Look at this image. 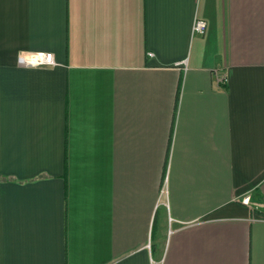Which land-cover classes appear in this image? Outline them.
Listing matches in <instances>:
<instances>
[{
    "label": "crops",
    "instance_id": "1",
    "mask_svg": "<svg viewBox=\"0 0 264 264\" xmlns=\"http://www.w3.org/2000/svg\"><path fill=\"white\" fill-rule=\"evenodd\" d=\"M0 264H264V0H0Z\"/></svg>",
    "mask_w": 264,
    "mask_h": 264
},
{
    "label": "built area",
    "instance_id": "2",
    "mask_svg": "<svg viewBox=\"0 0 264 264\" xmlns=\"http://www.w3.org/2000/svg\"><path fill=\"white\" fill-rule=\"evenodd\" d=\"M206 30V23L203 20L197 19L192 25L193 34H203ZM152 56V53H148ZM19 64L23 66H46L54 64L53 54L51 52H21L18 56ZM242 203L248 204V196H243ZM149 247V242L147 243Z\"/></svg>",
    "mask_w": 264,
    "mask_h": 264
}]
</instances>
